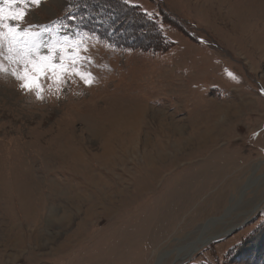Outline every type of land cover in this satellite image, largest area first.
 I'll use <instances>...</instances> for the list:
<instances>
[{"label":"rangeland","instance_id":"rangeland-1","mask_svg":"<svg viewBox=\"0 0 264 264\" xmlns=\"http://www.w3.org/2000/svg\"><path fill=\"white\" fill-rule=\"evenodd\" d=\"M26 20L86 34L95 79L41 100L0 76V264H179L205 230L183 264H264V0H43Z\"/></svg>","mask_w":264,"mask_h":264},{"label":"snow or ice","instance_id":"snow-or-ice-1","mask_svg":"<svg viewBox=\"0 0 264 264\" xmlns=\"http://www.w3.org/2000/svg\"><path fill=\"white\" fill-rule=\"evenodd\" d=\"M42 3L43 0H0V76L13 77L22 91L34 93L41 100L45 81L59 91L73 77L89 86L95 79L90 71L81 70L85 62L92 63L90 56L82 55L89 51L86 34L77 33L75 38L61 35L62 27H67L62 22L51 27L27 22L30 10ZM69 19L74 17L69 15Z\"/></svg>","mask_w":264,"mask_h":264},{"label":"bare ground","instance_id":"bare-ground-1","mask_svg":"<svg viewBox=\"0 0 264 264\" xmlns=\"http://www.w3.org/2000/svg\"><path fill=\"white\" fill-rule=\"evenodd\" d=\"M242 27H244V26H242ZM245 29H246V27H245ZM246 31V30H245ZM240 32V31H239ZM140 108V107H139ZM144 109V108H143ZM133 110H135V109H133ZM145 111H142V110H137V111H129L127 114H126V117L127 118H129V119H134L135 120V123H137L138 122V120L140 119V118H142L143 117V113H144ZM220 112H223L224 113V111L222 110V109H219V112L218 113H220ZM130 113V115H128ZM133 114V115H132ZM224 116V115H223ZM125 117V118H126ZM125 120V119H124ZM123 120V121H124ZM126 122V121H125ZM131 122V121H130ZM135 123H133V124H135ZM132 124V125H133ZM125 126H126V124H124ZM211 129V128H210ZM210 129H208V131H210ZM206 132L205 134H204V136L205 137H207L206 135H208V136H212V135H210L212 132H214V129L212 130V132L211 133H209V132ZM208 139V138H207ZM160 154H162V153H160ZM159 157H163V155H161V156H159ZM29 204V203H28ZM37 205V204H36ZM31 206V205H30ZM260 206L261 205H257V210H259V208H260ZM35 207V206H34ZM26 209V208H25ZM37 210V209H36ZM28 211V210H27ZM32 211V210H31ZM34 211V210H33ZM38 211V210H37ZM39 211H41V210H39ZM256 210H254V208H253V210L251 211V212H249V215L251 214H254V212H255ZM26 214V213H25ZM32 214V213H31ZM39 214V213H38ZM28 216V215H27ZM65 219H67V217H61V218H59V219H54L53 220V222L56 220V221H59V223H60V225L62 226V224H64V225H66L67 223L66 222H69V221H67V220H65ZM64 220V221H63ZM206 231V230H205ZM203 232L204 233V237L201 239V238H199V239H197V240H195L193 243H191V244H186L184 247H181V248H178V250L176 249V251H174L175 252V257H176V262H178L179 264H183V262L186 260V258L187 257H191L192 255H194V253H195V251H197L198 250V247L200 246V245H202L203 243L204 244H206V241L208 240V235L206 234L207 233V231L206 232ZM230 231H232V230H230ZM230 231H227V232H223V234H218V235H216V236H214V237H212V239H209V240H214V239H216V238H221V237H223V236H225L227 233H229ZM36 239H37V237H36ZM208 244H209V242H207ZM202 246H204V245H202ZM196 247V248H195ZM172 253H173V251H172ZM169 254H171V252L169 253ZM164 256V255H163ZM162 256V257H163ZM167 256V255H166ZM189 259V258H188Z\"/></svg>","mask_w":264,"mask_h":264},{"label":"water","instance_id":"water-1","mask_svg":"<svg viewBox=\"0 0 264 264\" xmlns=\"http://www.w3.org/2000/svg\"><path fill=\"white\" fill-rule=\"evenodd\" d=\"M236 229H233L232 231H235ZM232 231H230L229 233H227L226 235L228 236L229 234H231L232 233ZM226 237V236H225ZM217 240H219V238H216V239H214L213 241H217ZM211 243V242H210ZM204 244V243H203Z\"/></svg>","mask_w":264,"mask_h":264},{"label":"trees","instance_id":"trees-1","mask_svg":"<svg viewBox=\"0 0 264 264\" xmlns=\"http://www.w3.org/2000/svg\"><path fill=\"white\" fill-rule=\"evenodd\" d=\"M89 33H91V34H96L94 31H92V30H90V32ZM96 35H98L99 37H100V35L99 34H96Z\"/></svg>","mask_w":264,"mask_h":264}]
</instances>
